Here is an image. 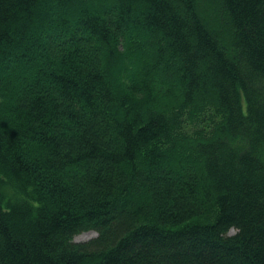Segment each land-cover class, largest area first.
<instances>
[{
	"label": "trees",
	"instance_id": "1",
	"mask_svg": "<svg viewBox=\"0 0 264 264\" xmlns=\"http://www.w3.org/2000/svg\"><path fill=\"white\" fill-rule=\"evenodd\" d=\"M0 264H264V0H0Z\"/></svg>",
	"mask_w": 264,
	"mask_h": 264
},
{
	"label": "rangeland",
	"instance_id": "2",
	"mask_svg": "<svg viewBox=\"0 0 264 264\" xmlns=\"http://www.w3.org/2000/svg\"><path fill=\"white\" fill-rule=\"evenodd\" d=\"M231 233H233V232H231ZM94 237H96V233H94V232H88V233H84V234L78 236L76 238V241L77 242L89 241L90 239H92Z\"/></svg>",
	"mask_w": 264,
	"mask_h": 264
}]
</instances>
